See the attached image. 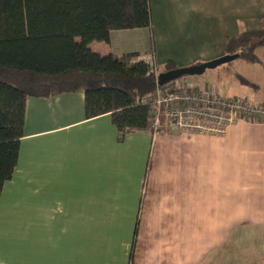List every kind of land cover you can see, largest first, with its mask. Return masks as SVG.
<instances>
[{"label": "crops", "instance_id": "1", "mask_svg": "<svg viewBox=\"0 0 264 264\" xmlns=\"http://www.w3.org/2000/svg\"><path fill=\"white\" fill-rule=\"evenodd\" d=\"M150 1L153 31L115 29L90 47L189 66L225 55L229 35L264 20V0H224L215 19L197 0ZM256 52L264 62V45ZM256 64L232 66L259 88ZM257 92L250 103L264 104ZM118 135L110 113L86 116L82 91L27 97L18 163L0 196V264H264V122L238 120L220 136Z\"/></svg>", "mask_w": 264, "mask_h": 264}, {"label": "trees", "instance_id": "2", "mask_svg": "<svg viewBox=\"0 0 264 264\" xmlns=\"http://www.w3.org/2000/svg\"><path fill=\"white\" fill-rule=\"evenodd\" d=\"M137 27L153 31L150 0H0V196L18 163L28 96L82 91L86 116L110 113L119 141L153 130V108L142 103L157 88L148 62L137 53L104 55L90 47L109 42L112 30ZM261 45L264 20L229 35L225 54L264 68ZM176 67L168 60L163 71Z\"/></svg>", "mask_w": 264, "mask_h": 264}, {"label": "built area", "instance_id": "3", "mask_svg": "<svg viewBox=\"0 0 264 264\" xmlns=\"http://www.w3.org/2000/svg\"><path fill=\"white\" fill-rule=\"evenodd\" d=\"M155 74L157 88L142 99L153 108L151 127L158 132L179 129L189 133L223 135L238 120L264 122V104H252L244 97L223 96L192 86L190 80L177 78L158 84L163 69L147 60Z\"/></svg>", "mask_w": 264, "mask_h": 264}, {"label": "rangeland", "instance_id": "4", "mask_svg": "<svg viewBox=\"0 0 264 264\" xmlns=\"http://www.w3.org/2000/svg\"><path fill=\"white\" fill-rule=\"evenodd\" d=\"M197 2L202 3L203 7L205 5L206 8H208V6H211V10L213 11V14H214L213 19H215V16L222 15V12L224 9V0H197ZM196 17H197L196 26H197L198 31L201 28L208 25V20L205 16V11L198 12ZM233 63H234V60L220 64L214 68H207L205 72L202 74L183 75L179 78L192 77L193 79H197V81L200 83L205 82L213 86H216L220 90V92H224L227 95H232V92H236L237 94H243L248 100L250 98L249 94H253L256 91H258L257 92L258 94L260 93L264 94V81H259L260 82L259 88L255 87L251 83L240 81L237 76L236 71L233 69V66H232ZM186 131H189V130H186ZM199 134L201 135V133ZM202 134H204L202 136L214 135V134H205V133H202ZM158 149H159V146L155 148V151ZM171 149L172 147L170 148V150ZM156 160H157V157L154 158V162Z\"/></svg>", "mask_w": 264, "mask_h": 264}, {"label": "water", "instance_id": "5", "mask_svg": "<svg viewBox=\"0 0 264 264\" xmlns=\"http://www.w3.org/2000/svg\"><path fill=\"white\" fill-rule=\"evenodd\" d=\"M237 56L235 54H225L220 57L214 58L209 61H205L195 65L189 66H180L174 69L163 71L159 75L158 84L160 86L173 81L183 75H193V74H202L207 68H214L220 64L230 62L234 60Z\"/></svg>", "mask_w": 264, "mask_h": 264}]
</instances>
